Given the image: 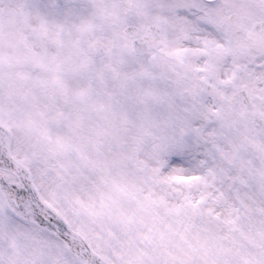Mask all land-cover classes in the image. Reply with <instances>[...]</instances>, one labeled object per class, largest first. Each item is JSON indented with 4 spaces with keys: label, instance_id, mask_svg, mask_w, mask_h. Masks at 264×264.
Segmentation results:
<instances>
[{
    "label": "snow or ice",
    "instance_id": "snow-or-ice-1",
    "mask_svg": "<svg viewBox=\"0 0 264 264\" xmlns=\"http://www.w3.org/2000/svg\"><path fill=\"white\" fill-rule=\"evenodd\" d=\"M0 264H264V0H0Z\"/></svg>",
    "mask_w": 264,
    "mask_h": 264
}]
</instances>
